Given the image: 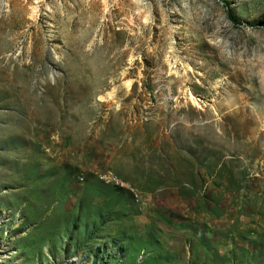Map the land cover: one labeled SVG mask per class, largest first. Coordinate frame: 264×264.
<instances>
[{
  "label": "rangeland",
  "instance_id": "rangeland-1",
  "mask_svg": "<svg viewBox=\"0 0 264 264\" xmlns=\"http://www.w3.org/2000/svg\"><path fill=\"white\" fill-rule=\"evenodd\" d=\"M0 264H264V0H0Z\"/></svg>",
  "mask_w": 264,
  "mask_h": 264
},
{
  "label": "trees",
  "instance_id": "trees-1",
  "mask_svg": "<svg viewBox=\"0 0 264 264\" xmlns=\"http://www.w3.org/2000/svg\"><path fill=\"white\" fill-rule=\"evenodd\" d=\"M227 17L230 20V22L235 23V18L232 12H230L229 10L226 11Z\"/></svg>",
  "mask_w": 264,
  "mask_h": 264
},
{
  "label": "bare ground",
  "instance_id": "bare-ground-1",
  "mask_svg": "<svg viewBox=\"0 0 264 264\" xmlns=\"http://www.w3.org/2000/svg\"><path fill=\"white\" fill-rule=\"evenodd\" d=\"M107 97H112L111 95L107 96Z\"/></svg>",
  "mask_w": 264,
  "mask_h": 264
}]
</instances>
